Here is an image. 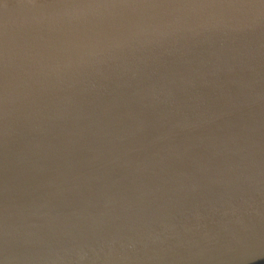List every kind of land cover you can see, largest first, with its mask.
<instances>
[{
	"label": "water",
	"instance_id": "1",
	"mask_svg": "<svg viewBox=\"0 0 264 264\" xmlns=\"http://www.w3.org/2000/svg\"><path fill=\"white\" fill-rule=\"evenodd\" d=\"M0 264H264V0H0Z\"/></svg>",
	"mask_w": 264,
	"mask_h": 264
}]
</instances>
